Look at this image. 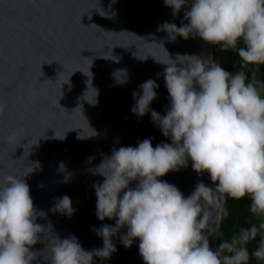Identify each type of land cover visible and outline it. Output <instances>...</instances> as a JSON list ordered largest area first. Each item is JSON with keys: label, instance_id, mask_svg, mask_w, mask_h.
Masks as SVG:
<instances>
[{"label": "clouds", "instance_id": "9594fccd", "mask_svg": "<svg viewBox=\"0 0 264 264\" xmlns=\"http://www.w3.org/2000/svg\"><path fill=\"white\" fill-rule=\"evenodd\" d=\"M164 4L174 17L184 10L181 26L162 25L172 42L177 36L198 37L219 45L222 52L235 50L242 67L264 65V0H164ZM170 60H156L165 65L163 73L157 74L163 75L169 94L165 114L150 110L159 87L152 79L133 92L131 112L143 117L151 111L153 123L171 143L153 147L151 139H144L136 147H114L93 169L104 177L94 185L96 215L101 221L115 220L114 225L92 229L103 247L86 252L75 235L63 239L55 235L46 245L48 264L108 259L117 250L112 238L125 229L121 243L129 248L138 240L144 264H249L250 258L264 264V95L255 73L249 79L244 71L228 72L197 56ZM118 73H123L121 80L116 78ZM114 77L121 86L128 82L127 70ZM4 111L0 103V115ZM189 161L197 174L209 175L214 188L198 183L186 198L160 178ZM60 170H64L62 163ZM24 177H0V264H33L37 253L32 248L43 242L45 227L37 219L45 213L34 207ZM133 181L135 186L130 187ZM213 191L234 200L247 198L250 213L260 218L259 224L222 241L215 250L205 234H211L206 231L208 213L200 203ZM52 211L71 217L75 210L65 195ZM258 235L259 246L250 254L247 244Z\"/></svg>", "mask_w": 264, "mask_h": 264}, {"label": "water", "instance_id": "95a60500", "mask_svg": "<svg viewBox=\"0 0 264 264\" xmlns=\"http://www.w3.org/2000/svg\"><path fill=\"white\" fill-rule=\"evenodd\" d=\"M183 16L180 11L174 17L164 0H0V103L5 105L0 177L25 176L34 207L45 213L37 219L45 230L43 242L32 248L37 253L33 264H48L46 245L55 235H75L86 252L103 247L92 229L115 220L96 215L94 185L104 177L93 169L114 147H136L144 139H151L153 147L171 143L153 123L151 111L138 117L131 108L133 92L152 79L159 87L150 110L165 114L169 94L163 75L157 76L165 65L157 61L171 63L178 55L205 60L196 38L177 36L172 42L162 29L165 22L181 26ZM220 50L212 45V61L223 67ZM119 70L128 73L123 86L117 82L123 73L114 77ZM160 179L186 198L198 183L214 188L209 175L197 174L191 161ZM65 195L75 210L71 217L52 211ZM222 198L213 191L200 200L213 250ZM125 232L112 238L117 250L110 258L93 257L92 264H144L138 240L129 248L121 243Z\"/></svg>", "mask_w": 264, "mask_h": 264}, {"label": "trees", "instance_id": "16d2710c", "mask_svg": "<svg viewBox=\"0 0 264 264\" xmlns=\"http://www.w3.org/2000/svg\"><path fill=\"white\" fill-rule=\"evenodd\" d=\"M242 46V45H238ZM220 58L223 68L228 72L244 71L249 79L255 73L257 87L260 88L261 94L264 95V65L241 66L240 58L235 50L222 52ZM249 200L247 198L234 200L223 195L221 216L218 227L217 248L222 241H230L237 237L241 230L248 228L252 224H259L260 218L253 216L249 211ZM260 236L249 241L247 248L251 254L259 246ZM249 264H259L254 258H250Z\"/></svg>", "mask_w": 264, "mask_h": 264}, {"label": "bare ground", "instance_id": "6f19581e", "mask_svg": "<svg viewBox=\"0 0 264 264\" xmlns=\"http://www.w3.org/2000/svg\"><path fill=\"white\" fill-rule=\"evenodd\" d=\"M181 12L184 15V10L182 9ZM196 40L201 48V51L203 53V56L205 58V60L207 61H212V45H209L207 43H205L203 40H201L200 38L196 37Z\"/></svg>", "mask_w": 264, "mask_h": 264}, {"label": "rangeland", "instance_id": "374dc122", "mask_svg": "<svg viewBox=\"0 0 264 264\" xmlns=\"http://www.w3.org/2000/svg\"><path fill=\"white\" fill-rule=\"evenodd\" d=\"M216 249H217V247H216Z\"/></svg>", "mask_w": 264, "mask_h": 264}]
</instances>
